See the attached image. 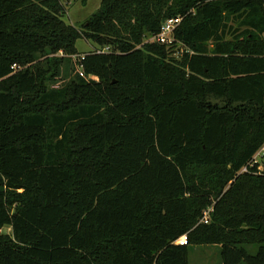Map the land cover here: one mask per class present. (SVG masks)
<instances>
[{
    "label": "trees",
    "instance_id": "obj_1",
    "mask_svg": "<svg viewBox=\"0 0 264 264\" xmlns=\"http://www.w3.org/2000/svg\"><path fill=\"white\" fill-rule=\"evenodd\" d=\"M66 16L61 0H0V264H191L197 246L264 264V0ZM80 39L100 51L65 81Z\"/></svg>",
    "mask_w": 264,
    "mask_h": 264
},
{
    "label": "rangeland",
    "instance_id": "obj_2",
    "mask_svg": "<svg viewBox=\"0 0 264 264\" xmlns=\"http://www.w3.org/2000/svg\"><path fill=\"white\" fill-rule=\"evenodd\" d=\"M67 10V16L65 17V22L71 26H80L88 18L95 13V11L100 7L103 0H89L87 5L82 4V0H61ZM76 48L80 54H86L93 51H100L94 43L87 42L84 39H80L76 43ZM184 49L181 45L177 44L175 48L168 50L169 59L175 60V62H180L184 54ZM105 51H108L105 50ZM40 58V56H39ZM79 58L75 57L72 59V64H66L64 68L63 79L68 81L71 78V73L75 69H79L78 66ZM210 103L213 105L222 106V103L210 98ZM260 151L257 156V162L260 161ZM4 234L12 235L11 228L6 227L2 230ZM220 247L219 246H207V247H195L189 257V263L191 264H222L220 257Z\"/></svg>",
    "mask_w": 264,
    "mask_h": 264
},
{
    "label": "built area",
    "instance_id": "obj_3",
    "mask_svg": "<svg viewBox=\"0 0 264 264\" xmlns=\"http://www.w3.org/2000/svg\"><path fill=\"white\" fill-rule=\"evenodd\" d=\"M181 21L182 20L179 18H171V19L166 20L165 23L163 24V26L161 27L162 28L161 33L154 40H156L157 43H159L160 45H163V46L172 45L175 41V38H174L175 31H176L178 25L181 23ZM82 60H84V55H81L79 57V61H82ZM14 68H16V67H14ZM78 70H79L81 75H84L83 67H81V65H79ZM257 159L258 158L256 157V162H257ZM208 214H209V212H206L204 220H203V222L205 224L208 223ZM177 244L187 245L186 237L180 239L177 242Z\"/></svg>",
    "mask_w": 264,
    "mask_h": 264
},
{
    "label": "crops",
    "instance_id": "obj_4",
    "mask_svg": "<svg viewBox=\"0 0 264 264\" xmlns=\"http://www.w3.org/2000/svg\"><path fill=\"white\" fill-rule=\"evenodd\" d=\"M85 54V53H84ZM81 55H83V54H81Z\"/></svg>",
    "mask_w": 264,
    "mask_h": 264
}]
</instances>
